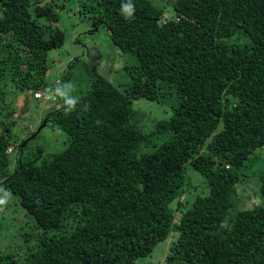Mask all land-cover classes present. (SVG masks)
<instances>
[{"label":"trees","instance_id":"16d2710c","mask_svg":"<svg viewBox=\"0 0 264 264\" xmlns=\"http://www.w3.org/2000/svg\"><path fill=\"white\" fill-rule=\"evenodd\" d=\"M43 1L0 0V77L22 92H51L56 107L42 123L68 138L38 165L23 160L27 140L17 143L10 126L0 134V188L30 219L24 264H135L167 240L164 264H264V173L252 209L239 210L236 192L241 168L264 146V0H175L166 18L171 0H132L130 20L124 0L92 2L94 27L136 63L125 67L123 90L94 72L71 112L55 89L78 59L48 87V56L65 33L43 22L59 21V0ZM173 94L170 118L145 134L134 102ZM189 169L209 189L191 205L179 200ZM15 256L3 251L0 264H18Z\"/></svg>","mask_w":264,"mask_h":264},{"label":"rangeland","instance_id":"374dc122","mask_svg":"<svg viewBox=\"0 0 264 264\" xmlns=\"http://www.w3.org/2000/svg\"><path fill=\"white\" fill-rule=\"evenodd\" d=\"M96 0H59V21L50 23L54 29L65 33L64 46L59 50L49 53V72L46 77L48 87L54 82L57 83L58 73L66 70L68 64L78 59L69 70L70 80L64 85H74L72 96L79 93H86L90 89L94 72H98L113 85L123 90L129 83L130 78L125 67L136 63V56L132 53H122L111 40L110 32L102 25L96 29L93 25L94 17L87 11V7ZM158 8H165V0H151ZM169 2L165 12V18L174 14L172 3ZM51 3V0H44L41 6ZM35 8V5H34ZM91 30H94L91 32ZM95 70V71H94ZM63 85V86H64ZM54 89V88H53ZM168 99L159 103L150 102L145 99L135 101L133 109L138 112L137 126L145 133L150 134L155 130L158 120L168 119L172 115V108L177 104L178 95H167ZM51 101H35L30 92H22L15 88L6 78L0 77V120L5 124L0 126V134L4 133V126H10L11 133L17 143L27 140L24 148L23 160H33L41 165L44 160H51L61 153L68 141L67 135L59 130L53 123L37 134L46 114L56 106ZM168 136L153 137V142L166 141ZM10 156L11 160L17 154ZM152 151L151 148L143 146L142 152ZM14 165L12 166V169ZM191 185L189 192L179 197L180 201H186L190 205L195 201L197 195H208L209 189L203 177L193 171L187 170ZM264 173V146L256 150L240 170L241 181L236 187L237 198L240 201L239 210H250L260 203L256 196L260 183L259 179ZM10 192L0 188V200L5 201L0 205V253L12 252L16 256L18 264H24L26 259V242L21 235L30 232V219L25 210L10 200ZM188 204V205H189ZM174 222L178 220V212H173ZM176 233L173 232L172 235ZM169 240H173L172 236ZM29 245L34 240L28 241ZM170 241L159 243L153 253L141 258L135 264H164L169 252Z\"/></svg>","mask_w":264,"mask_h":264},{"label":"clouds","instance_id":"9594fccd","mask_svg":"<svg viewBox=\"0 0 264 264\" xmlns=\"http://www.w3.org/2000/svg\"><path fill=\"white\" fill-rule=\"evenodd\" d=\"M134 13H135V5L132 3V0H124V2H122V5H121V15L126 20H130L134 17ZM57 83H58V81H57ZM73 90H74V85L71 83H68L67 85H64L61 87H57L55 89L56 95H58L59 97H61L64 100L66 108L69 112L75 110L76 106L78 104V99L71 95V92ZM27 91L30 92V94L32 95V98L37 102H39V101H48L49 102V100L51 101L50 98L45 99L51 95V92L47 93L46 88L29 89ZM37 92H41L43 97L40 99L35 98V93H37ZM50 103L52 104L53 101H51ZM87 107H88L87 105H83L84 109H87ZM12 149H13V147L10 148L8 152H10V150H12ZM4 203H5V201L0 200V205H3Z\"/></svg>","mask_w":264,"mask_h":264},{"label":"built area","instance_id":"2783aa9c","mask_svg":"<svg viewBox=\"0 0 264 264\" xmlns=\"http://www.w3.org/2000/svg\"><path fill=\"white\" fill-rule=\"evenodd\" d=\"M43 97V95H42V93L41 92H37V93H35V98H37V99H40V98H42ZM48 98H50L51 99V101H55V96H53V95H50L49 97H47V98H45V99H48ZM11 151V150H10Z\"/></svg>","mask_w":264,"mask_h":264},{"label":"water","instance_id":"95a60500","mask_svg":"<svg viewBox=\"0 0 264 264\" xmlns=\"http://www.w3.org/2000/svg\"><path fill=\"white\" fill-rule=\"evenodd\" d=\"M47 125V121H44L42 125L38 128L37 134H39Z\"/></svg>","mask_w":264,"mask_h":264}]
</instances>
